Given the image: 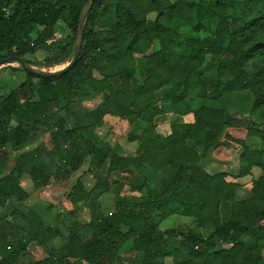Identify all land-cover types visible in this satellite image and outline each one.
<instances>
[{"label": "trees", "instance_id": "16d2710c", "mask_svg": "<svg viewBox=\"0 0 264 264\" xmlns=\"http://www.w3.org/2000/svg\"><path fill=\"white\" fill-rule=\"evenodd\" d=\"M87 1L0 0V58L36 66L26 57L41 51L47 65L66 62ZM60 23L68 32L63 41L54 37ZM213 62L210 78L202 71ZM9 69L0 78V206L11 220L0 219V264H17L30 244L46 254L32 264H116L126 248L137 264H264V0H95L69 72L45 79ZM198 71V99L219 107L194 106L189 86ZM83 90L102 98L86 122L72 110ZM244 91L253 97L248 112H229L224 94ZM165 116L168 132L160 135L155 120ZM136 123L145 130L128 132ZM105 125L117 138L125 134L136 153L119 156L97 134ZM234 129L261 144L234 138ZM43 133L50 149L17 154L4 174L10 153ZM235 146L238 177L260 170L242 200L235 198L239 184L205 169L218 149ZM86 160L94 183L86 189L73 181L70 215L104 195L114 211L73 221L62 234L25 206L21 180L28 175L40 190L71 179ZM143 169L160 175L156 185L134 178ZM172 216L190 218L200 231H162ZM197 253L210 259L196 262Z\"/></svg>", "mask_w": 264, "mask_h": 264}, {"label": "rangeland", "instance_id": "374dc122", "mask_svg": "<svg viewBox=\"0 0 264 264\" xmlns=\"http://www.w3.org/2000/svg\"><path fill=\"white\" fill-rule=\"evenodd\" d=\"M174 2L175 0H171ZM155 18V14H150L148 16V19L153 21ZM68 35V32L65 28V26L60 23L57 28V33L55 34V39L62 40L65 39V37ZM151 51L147 52V54H150ZM45 53L39 51L36 52L34 55H30L26 57V60L33 62L36 64L34 66L37 69L44 70V71H57L61 68H63L72 58V53L67 56L66 62H61L54 65H47L45 61ZM142 60L139 61V64H142ZM9 68H20V66L16 63L6 66L5 69H0V78L4 79L7 78V76H11V71ZM215 70H216V63H210L207 68H205L202 72L206 74L208 77L212 78L215 76ZM200 71L195 73L192 77V80L190 82L189 86V93L190 96L193 98L194 106L197 107L199 105H205L211 108L219 107V102L213 101V100H206L201 102L198 99V92H199V85H198V76ZM97 77V74H94ZM225 96V97H224ZM224 106L227 107V109L233 111V112H240L241 113H247L249 108L252 105L253 97L252 93L250 91H244V92H238V93H226L224 94ZM102 103V98L98 96L97 94H92L86 90L82 91V95L79 97H74L72 102V110L74 112H77V116L80 118V122H86L85 119V113L93 110L97 106H99ZM221 103V100H220ZM254 121H258L257 116H251ZM169 116L163 117V119H157L156 121V133L160 135H164L168 132L167 124L170 121ZM146 126L142 123H136L134 126L128 131L133 134H140L143 130H145ZM232 131V130H231ZM97 133L99 136L106 142H108L110 145H119L121 150H119V154L122 156H125L129 158L130 156L134 155L136 151V145L129 143L126 139V135L123 134L121 137H115L114 134L110 131V127L108 125H105L97 130ZM247 144L248 145H254V144H261V140L258 136L250 135L247 137ZM40 145H44L47 148L46 150H49L50 140L48 134H41L37 139L35 140H29L24 145H22L16 152L10 153V158L7 163V169L4 172V174H7L8 171L12 168L15 157L17 154L21 153H27L30 151H33L37 148H40ZM233 149L228 150V157L218 155L219 158H226L228 162L226 163H215L210 162L205 166V169L209 173H225L228 180H232L236 182L239 178L238 183L240 184L239 190L235 191V198L236 200H242L245 199L246 195L248 194L249 189L246 187L247 184L251 180H255L260 175V170L257 168L252 169L251 174L247 175L245 177H238L239 173V154L241 152V148L238 146L232 147ZM229 158V159H228ZM88 164L89 161L86 160L82 168L75 172L72 175V178L63 182L62 184H57L51 182L48 186H46L43 189L35 190L32 186V182L30 178H26L22 182V188L27 192V198L24 201L25 206L30 208L31 210L35 211L40 217H42L45 220V217L42 216V212H46L47 208H49L50 203L54 204V210H52V214L50 216H57L59 215L58 220L56 219L53 223L57 226L59 223L62 225L61 230L64 231V234L68 233L69 225L75 220L73 215H69V217L63 218V223L60 221V214L61 211L64 210V207H62V203L64 200H66V195L68 191L70 190V187L75 179H79L80 181H83L87 188H91V186L94 183V179L91 176V174L88 173ZM108 162L105 164L104 170L107 168ZM138 176L139 180L138 182H142L144 179L150 180V182L153 185H156L158 182V179L160 175H150L146 169L141 170L140 172L136 173V178ZM152 176V177H151ZM150 178V179H149ZM119 179V176H118ZM238 189V188H237ZM56 207V209H55ZM89 207L91 208L90 210ZM88 208V209H86ZM82 213L79 212L76 213V216L79 215L77 218L80 222H90V221H96L103 217V215H108L114 211L113 202H112V196L106 195L103 196L101 199H97L93 201L89 206H86L84 209H82ZM225 213V211H223ZM223 213V214H224ZM3 217V218H2ZM7 217V211L0 206V219L2 218L3 225L10 221V218ZM48 221V220H47ZM50 223V222H49ZM160 229L162 231L167 229H175L179 231H189L194 230L196 232H199L200 230L196 227V225L192 222L190 218L185 217H179L176 218L175 216L170 217L169 219L161 222L159 225ZM15 239L18 241L19 238L15 237ZM52 244L55 246H58L60 244V239H54L52 241ZM46 257V254L44 251H42L39 247L35 246L34 244H30L27 247V253L23 255L17 262V264H32L33 261H40ZM191 258V257H190ZM194 261L196 262H203L208 261L210 259V255L203 254V253H197L194 256ZM116 264H137L133 260V252L126 248L124 251L120 253L119 259L116 260ZM165 264H172V261L170 259H167Z\"/></svg>", "mask_w": 264, "mask_h": 264}, {"label": "water", "instance_id": "95a60500", "mask_svg": "<svg viewBox=\"0 0 264 264\" xmlns=\"http://www.w3.org/2000/svg\"><path fill=\"white\" fill-rule=\"evenodd\" d=\"M94 1L95 0H88L81 11L78 29H77L75 40H74L72 58L63 68L57 71H44V70H40V69L35 68L34 66L29 65L28 63L22 61L16 56H9L5 58H0V69L16 63L26 73L39 77V78H45V79L58 78L66 74L67 72H69L76 65L78 61L80 49L82 45L83 32L85 28L86 18H87V15Z\"/></svg>", "mask_w": 264, "mask_h": 264}, {"label": "crops", "instance_id": "0c3cea01", "mask_svg": "<svg viewBox=\"0 0 264 264\" xmlns=\"http://www.w3.org/2000/svg\"><path fill=\"white\" fill-rule=\"evenodd\" d=\"M225 97V96H224ZM224 97H223V100H224ZM229 112H233V111H231V110H229V109H227ZM168 129V128H167ZM98 134V133H97ZM230 134L234 137V138H236V139H240V140H243V141H247V137H249L251 134H249L247 131H245V130H238V129H234V130H232L231 132H230ZM99 135V134H98ZM106 142V141H105ZM106 143H108V142H106ZM109 144V143H108ZM110 145V144H109ZM111 147H118V155L119 156H122L121 154H119V150H121V148H120V146L119 145H114V146H112V145H110ZM229 149H233L232 147L231 148H229ZM229 149H218L217 151H216V153H215V155H214V160H213V162H215V163H227L228 162V160L226 159V158H219V156L218 155H221V156H225L226 157V155H227V157H228V155H229V153H228V150ZM135 153H136V151H135ZM134 153V154H135ZM122 157H125V156H122ZM131 157V156H130ZM125 158H127V157H125ZM229 159V158H228ZM26 178H29L28 177V175H24L23 176V178H22V180H21V184H22V182L26 179ZM238 180L236 181V182H234V181H232L231 179L230 180H228L227 178H226V180L227 181H229V182H233V183H236V184H239L238 183V181H239V178H237ZM81 182H83V181H81ZM63 183V182H62ZM62 183H59V184H62ZM84 183V182H83ZM85 185V184H84ZM240 185V184H239ZM22 186V185H21ZM85 188L86 189H88L87 187H86V185H85ZM236 190H239V188L238 189H236ZM27 193V192H26ZM104 196H106V195H104ZM247 196H249V191H248V194L246 195V197ZM103 196H101L99 199H101ZM245 197V198H246ZM54 204H51L50 203V206H49V208H47V211L46 212H42V216H47V218L45 217V219H47L48 221H50V224H51V222L53 223L56 219L58 220V218H59V215H57V216H50L52 213V210H54V206H53ZM62 207H64V210L63 211H61L60 212V214L61 213H63V215L61 214V216H60V221H61V223H63V218L65 219L66 217H69V215H70V211L72 210V206H71V204L67 201V200H64L63 201V203H62ZM85 208V206L84 207H82L81 208V210H80V214L82 213V209H84ZM55 209H56V207H55ZM86 209H88V208H86ZM88 210H90V208L88 209ZM78 217H79V215H77ZM76 216V214L74 215V218H75V220H73V221H78L79 222V220L77 219L78 217ZM52 226H55V224H51ZM61 227H62V225H60L59 223L57 224V228H58V230L60 231V233H62V234H64V231L63 230H61Z\"/></svg>", "mask_w": 264, "mask_h": 264}]
</instances>
